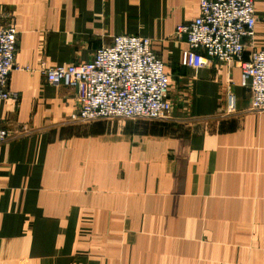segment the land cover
<instances>
[{"label":"crops","instance_id":"obj_1","mask_svg":"<svg viewBox=\"0 0 264 264\" xmlns=\"http://www.w3.org/2000/svg\"><path fill=\"white\" fill-rule=\"evenodd\" d=\"M197 15L198 0H0L17 29L16 99L0 101V264H264V112L248 110L234 64L182 66L174 32ZM254 15L245 54L264 49V0ZM116 35L151 40L170 120H69L76 89L45 71Z\"/></svg>","mask_w":264,"mask_h":264},{"label":"built area","instance_id":"obj_2","mask_svg":"<svg viewBox=\"0 0 264 264\" xmlns=\"http://www.w3.org/2000/svg\"><path fill=\"white\" fill-rule=\"evenodd\" d=\"M254 0H198V15L174 32L184 38L187 49L181 64L193 70L213 63L234 64L240 69L239 85L249 93L250 112H264V49L245 54L254 37ZM17 29L0 22V101L14 100L8 89L15 66ZM52 86L76 89L77 109L71 122L97 120L165 121L172 117L169 77L163 62L151 49L147 37L116 35L110 45L97 49L92 60L45 71ZM227 107L236 109L235 96ZM8 131L0 127V144Z\"/></svg>","mask_w":264,"mask_h":264},{"label":"rangeland","instance_id":"obj_3","mask_svg":"<svg viewBox=\"0 0 264 264\" xmlns=\"http://www.w3.org/2000/svg\"><path fill=\"white\" fill-rule=\"evenodd\" d=\"M108 121V120H107ZM110 121V120H109ZM123 121H127V122H133L132 120H123ZM93 122H95V121H93Z\"/></svg>","mask_w":264,"mask_h":264}]
</instances>
